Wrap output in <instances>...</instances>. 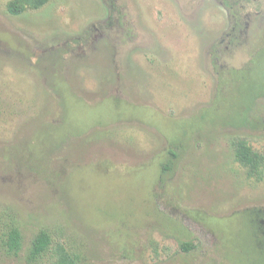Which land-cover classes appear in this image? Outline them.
<instances>
[{"label":"rangeland","instance_id":"obj_1","mask_svg":"<svg viewBox=\"0 0 264 264\" xmlns=\"http://www.w3.org/2000/svg\"><path fill=\"white\" fill-rule=\"evenodd\" d=\"M9 1L0 264H54L53 248L27 260L40 230L78 264H264V178L236 160L239 139L264 154V0H228L249 14L232 48L222 0H115L125 27L114 0Z\"/></svg>","mask_w":264,"mask_h":264},{"label":"trees","instance_id":"obj_2","mask_svg":"<svg viewBox=\"0 0 264 264\" xmlns=\"http://www.w3.org/2000/svg\"><path fill=\"white\" fill-rule=\"evenodd\" d=\"M49 0H10L7 4V11L12 15H19L28 9H39ZM63 146L64 143H63ZM172 158L163 163L162 170H168L174 164L173 157L177 153L171 151ZM236 160L247 166L250 172L255 175L257 180L264 178V154L254 150L246 139H239L236 144ZM6 240L4 246L11 255H17L23 247L22 232L18 225L12 224L5 233ZM50 232L40 230L32 241L27 260L36 262L50 248H53L55 261L54 264H78L79 257L74 254L65 244L55 243ZM194 249V245L189 241L181 243V250L189 254Z\"/></svg>","mask_w":264,"mask_h":264},{"label":"flooded vegetation","instance_id":"obj_3","mask_svg":"<svg viewBox=\"0 0 264 264\" xmlns=\"http://www.w3.org/2000/svg\"><path fill=\"white\" fill-rule=\"evenodd\" d=\"M113 2V1H112ZM221 3L228 8V11L230 10L231 12V29H229L226 33L224 38L222 39V43H226V47L227 48H232L234 47V45H236V43L239 41V38L242 37L243 33L246 31L247 29V24L249 23L247 20V17L249 16L248 13L244 14V17L242 15H240L241 13L239 11L234 12V8L236 9L238 6V1L235 3V5L231 2H228V0H222ZM241 7H244V4L241 5ZM118 10L119 7H116L115 5V0L112 3V5L109 6V23L110 26H114L117 25L119 27H125L128 26V23L123 22L121 20V16L118 14ZM124 19H127L125 16H123ZM264 36V34H263ZM259 50V49H258ZM253 60V59H252ZM252 60H250L249 62L251 63ZM262 230L264 233V220H262Z\"/></svg>","mask_w":264,"mask_h":264}]
</instances>
